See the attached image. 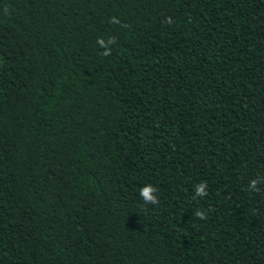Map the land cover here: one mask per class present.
I'll return each mask as SVG.
<instances>
[{"label": "trees", "instance_id": "1", "mask_svg": "<svg viewBox=\"0 0 264 264\" xmlns=\"http://www.w3.org/2000/svg\"><path fill=\"white\" fill-rule=\"evenodd\" d=\"M0 264H264V0H0Z\"/></svg>", "mask_w": 264, "mask_h": 264}, {"label": "clouds", "instance_id": "2", "mask_svg": "<svg viewBox=\"0 0 264 264\" xmlns=\"http://www.w3.org/2000/svg\"><path fill=\"white\" fill-rule=\"evenodd\" d=\"M113 22H116V23H119L118 20H115V18H113ZM103 39H99L98 40V43L99 44H102L103 43ZM109 41L115 43V38H110ZM110 49L107 50V54H110ZM255 184V181H253V185ZM207 186L206 183L203 184V185H198L197 186V193L199 195H207V193L204 192V187ZM140 195L142 196V198L148 202V203H151V204H156L158 203V197H154L152 194H151V191H148V190H145V188H142L141 191H140ZM197 217L201 218V219H204L205 218V214L203 212H197L196 213Z\"/></svg>", "mask_w": 264, "mask_h": 264}]
</instances>
